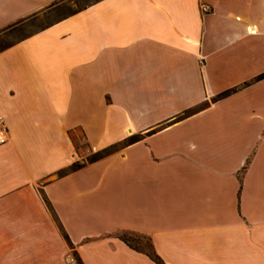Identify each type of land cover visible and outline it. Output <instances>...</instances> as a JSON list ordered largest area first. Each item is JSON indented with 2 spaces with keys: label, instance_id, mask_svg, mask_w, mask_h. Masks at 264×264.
Instances as JSON below:
<instances>
[{
  "label": "crops",
  "instance_id": "obj_1",
  "mask_svg": "<svg viewBox=\"0 0 264 264\" xmlns=\"http://www.w3.org/2000/svg\"><path fill=\"white\" fill-rule=\"evenodd\" d=\"M0 117V264H264V0H91L0 49Z\"/></svg>",
  "mask_w": 264,
  "mask_h": 264
},
{
  "label": "rangeland",
  "instance_id": "obj_2",
  "mask_svg": "<svg viewBox=\"0 0 264 264\" xmlns=\"http://www.w3.org/2000/svg\"><path fill=\"white\" fill-rule=\"evenodd\" d=\"M89 1L91 0H61L58 4L55 3L48 9L40 10L39 12L35 13V16L31 17L28 21L14 25L4 29L3 31L0 30V49L8 46L12 42L30 33L31 31L46 25L52 20L73 12ZM118 234L124 238H127L131 244L137 246L140 249H150L148 245L149 240L145 235H138L128 232H121ZM73 258H75L74 255Z\"/></svg>",
  "mask_w": 264,
  "mask_h": 264
},
{
  "label": "trees",
  "instance_id": "obj_3",
  "mask_svg": "<svg viewBox=\"0 0 264 264\" xmlns=\"http://www.w3.org/2000/svg\"><path fill=\"white\" fill-rule=\"evenodd\" d=\"M107 151H108V150H102V151L94 152V153H92L90 156H88V160H89V161L95 160V159L99 158L100 156H102V155H103L104 153H106ZM79 166H81L80 163L74 165V167H79ZM138 235H139V234H138ZM121 238H122L124 241L128 242L130 245H133V244L130 243V241H129L127 238H124L123 236H121ZM148 240H149V239H148ZM148 245H149V247H150V249L147 250V253L149 254V256H150L152 259H154L158 264H163V263L161 262V259L159 258V256L153 251L152 246H151V242H150V241L148 242ZM133 246L136 248L135 245H133ZM73 255H74V257H75L77 263H78V264H81L80 261L78 260V257H77V255H76L75 252H73Z\"/></svg>",
  "mask_w": 264,
  "mask_h": 264
},
{
  "label": "built area",
  "instance_id": "obj_4",
  "mask_svg": "<svg viewBox=\"0 0 264 264\" xmlns=\"http://www.w3.org/2000/svg\"><path fill=\"white\" fill-rule=\"evenodd\" d=\"M202 9L203 10H208L209 7L206 6V5H203ZM6 133H7V129H6L5 125H4L1 117H0V143H3V142L6 141V139H7Z\"/></svg>",
  "mask_w": 264,
  "mask_h": 264
}]
</instances>
